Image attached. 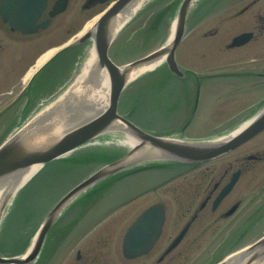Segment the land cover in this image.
Instances as JSON below:
<instances>
[{"label":"flooded vegetation","instance_id":"flooded-vegetation-1","mask_svg":"<svg viewBox=\"0 0 264 264\" xmlns=\"http://www.w3.org/2000/svg\"><path fill=\"white\" fill-rule=\"evenodd\" d=\"M116 1L118 0H26L23 3V0H8L6 13L2 8L3 0H0V142L33 113L45 107L47 100L57 96L61 90L63 83L61 62L59 63L57 58L41 66L35 78L29 82L28 74L49 49L62 45L64 26L71 28L66 29V33L72 34L76 26L101 15ZM17 24L29 25L31 29L25 31L17 29L15 27ZM238 25L240 30L235 33L234 27ZM222 31L235 34L232 33L226 41L208 44V48L213 52V58L222 60L234 54L253 55L256 52L247 50L253 44L259 48L262 54L260 56L264 58V0H208L198 3L189 14L186 36L182 44L188 43L189 40L199 42L208 40L209 37L220 35ZM244 33L253 34L249 42L232 48L234 38ZM195 47L196 45L192 46L195 53L189 51L191 52L189 54L185 50L182 52L189 62L192 57H199L202 61L210 57L201 51L200 44L196 49ZM213 47L216 49H211ZM199 50L200 52H197ZM221 50L229 54L217 55ZM177 53L179 68L169 71L165 66L163 69L167 70L170 82L174 85L179 84V88H176L173 94L179 95L176 101L185 108L179 110L182 113L178 116L176 111L170 115L167 126L171 131L164 133L178 132L177 134L181 136L190 137L191 128L196 122L203 84L209 87L212 81H222L224 78L221 77L225 75L216 77L210 83L208 81L213 77L209 72L184 65ZM216 73H228L231 75L230 79H236L235 83L239 85L253 79L264 80V74L254 71ZM255 82L248 86L250 90L254 89ZM225 93L228 94L226 91ZM191 103L193 113L186 119L181 129L176 128L185 118V114L191 111ZM220 132L222 129L215 127L206 134L196 137H209ZM263 135L264 132L216 160L187 165L182 177L173 178L159 188L172 191L173 205L163 200L158 202L164 207L165 223L160 237L147 254L127 258L121 242L122 260L114 261L103 258L105 253L108 254L106 250L108 244L100 246L101 243H96L95 247L91 248L89 256L76 264H216L218 257L214 256L215 253L212 255V252L203 251V240L208 233L236 231V226L232 227L233 220L243 204V199L238 197L237 187L245 178L249 180L247 181L249 184L255 182L256 178H251V173H258V165L264 164V137L263 140L259 138ZM235 174L239 176L235 187L215 204ZM176 181L180 182L174 186ZM236 206L237 209L231 212ZM228 220L230 221L226 226L219 225L220 222ZM185 229L187 230L181 241L170 250ZM99 250L103 256L93 257V252Z\"/></svg>","mask_w":264,"mask_h":264},{"label":"water","instance_id":"water-1","mask_svg":"<svg viewBox=\"0 0 264 264\" xmlns=\"http://www.w3.org/2000/svg\"><path fill=\"white\" fill-rule=\"evenodd\" d=\"M194 1H183L175 23V30L168 45L143 59L120 68L108 56V50L116 36L114 22L118 15L129 12L139 2V0H121L79 41V43H85L92 40L96 46L99 66L108 70L111 94L110 105L107 110L92 115L90 106H84L85 109H64L60 112V116L69 125H63L61 133L54 135L51 119L54 114L58 116L56 113L59 112L52 108L38 115L0 148V196L3 197L0 209L1 220V214L8 200L21 187L25 175L33 167L44 165L88 144L105 133L122 132L136 141L134 147L126 155L96 172L60 201L50 212L36 236L32 249L25 257H0V264H31L34 262L38 258L45 238L61 210L72 198L88 187L144 162L168 160L181 163H199L209 161L234 150L264 131V110L246 127L233 135L204 141H183L156 136L142 130L118 113L119 97L130 81L129 76L134 69L153 64L162 58L171 70L178 68L175 51L184 36L187 15ZM249 38L250 34L239 36L233 45H242ZM88 114L91 117H87ZM54 126L58 127V124L56 123ZM163 221L164 215L161 207L153 206L146 210L126 235L125 253H128L130 257H135L147 252L158 237ZM248 253H252L248 264H252L260 258L264 259V236L242 252L231 257L226 264L242 259Z\"/></svg>","mask_w":264,"mask_h":264},{"label":"rangeland","instance_id":"rangeland-1","mask_svg":"<svg viewBox=\"0 0 264 264\" xmlns=\"http://www.w3.org/2000/svg\"><path fill=\"white\" fill-rule=\"evenodd\" d=\"M147 8H145V10L141 11L135 16L139 19L135 21L134 17L132 21L135 22L133 23L131 21L132 23L129 22L125 26L126 28L124 29V32L120 33V35L117 36L116 40L112 44L110 54L118 65L123 66L131 63L132 61L148 54L152 50L159 48L161 45H163V42L171 33V30L169 28L165 33L160 32L158 37V35L154 36L153 32L150 30L145 31L147 28H150L151 24L149 21L151 15L149 16L147 14L149 12L146 10ZM94 20L95 19H91L88 22L81 23L78 27L76 26V29H74L72 34H67L66 29L71 28L64 26L63 45L67 46L71 43L76 42L85 33L90 31L94 23L92 21ZM87 26L88 28L85 30ZM234 30L235 33L239 32V25L235 26ZM232 33L235 34L234 32L222 31L220 35L209 37L207 38L208 40H204L201 42L189 40L188 43L181 44L177 51L181 63H183L184 65H191L202 72H209V74L213 77L208 81L210 83L215 79L214 73H216V71L235 72L239 70L240 72L254 71L255 73L264 74V58H262L263 56H260L262 54L261 52H259V48H257L254 44L249 46L248 49L247 47L245 48L248 51L254 53L256 52L253 55L234 54L231 57H226L222 60L219 58H213V52L208 48V44L210 42L226 41L230 36H232ZM198 44L202 46L201 51H204L206 56L210 57H208L206 61H202L199 57H192L191 61L189 62L188 58L184 57L182 52L183 50H185L186 52L191 51L195 53V50L192 51V46L196 45L197 47ZM92 46L93 44L90 43L86 50L85 58L82 59L81 63L78 65V69H76V72L79 73L83 63L87 59L92 49ZM211 49L216 48L213 47ZM191 52H189V54H191ZM197 52H200V50ZM219 54L220 56H222L229 53L227 51L221 50L218 51L217 55ZM75 76H73V78H75ZM221 78L224 79H221L222 81L215 80L217 82L212 81V84L209 87L203 85V92L201 101L199 103L198 113L196 115V122L191 128L189 134L190 136H201L213 130L215 127H219V129L224 130L227 127L232 126L235 122L242 121L252 116L263 106V79H253V81L250 80L242 82L239 85L235 83L237 82L236 79H230L231 75H228V73ZM158 79L159 76L157 75L154 77L151 75H144L140 77L127 87L121 97L120 102L152 84L153 82L157 81ZM254 82L255 87L253 90H250L248 86L252 85ZM258 85L262 88L258 87V89ZM166 88V86L158 84L153 89L147 90L146 94L148 95V97H146V95L144 94L143 99L140 98L138 100L137 111L135 115L132 116V118L138 117L142 119V124L146 125V129H150V131H154V133L161 132L162 126L167 125V122L160 121L161 118H167L174 110H176L177 116L182 113V111H179L182 105H180L179 101H176L178 97L171 92L174 88L173 85L171 86V89L167 94H165ZM220 89H223V91H220ZM225 91L228 93L227 95H225ZM223 95L225 96L223 97ZM166 103L168 104V108L162 111V107ZM170 104L173 107L171 113L169 111ZM262 137H264V135L259 138L263 140ZM258 169L259 172L262 169L263 170L261 171V173H251V178H256L254 183L248 186L247 181L249 182V180L245 178V181L243 183L241 182V184L237 188V190L239 191L238 197L244 199V205L236 215L237 217L235 216L233 220L234 224L232 227L234 228L236 226L235 229L238 227L239 228L233 233L230 231L226 232L225 230L220 233H208L203 240L202 246L203 248L207 247V250H211L212 248V246H208L210 245V242H212V245L213 242H218L216 252L215 254L213 253L215 257H218V259L223 256L225 252L245 246L264 235V164H259ZM160 173L161 175H159L158 173L150 174V182H145L147 180L142 179V190L147 192V189L149 188L151 183L154 185L155 182L163 181L169 176L168 172ZM179 182L180 181H176L173 185H178ZM157 194L153 191L151 195L147 193V195H144L141 199H139L140 201L137 203V208L133 211V214H137L140 209L149 207V205H151L153 201V203H156L160 200H163L173 205L172 191L169 192L167 188H162ZM131 212L132 210H127L126 212L121 214V216L117 218V220H115L116 222L114 221L113 224L118 223V225H120L128 218ZM229 221L230 220L222 221L219 225L226 226L227 222ZM117 229L113 231L114 234L112 233L110 235L108 241H105L107 242L106 244H108V248H106L108 254L105 253L103 258L111 259L114 261H121L122 255L120 244L115 243L113 245L114 240L118 242H120L121 240V234H117L116 238H114ZM90 242L94 243V238L90 240ZM206 243L207 245H204ZM92 255L93 257L103 256L101 250L94 251ZM72 263L75 264L74 260H72Z\"/></svg>","mask_w":264,"mask_h":264},{"label":"crops","instance_id":"crops-1","mask_svg":"<svg viewBox=\"0 0 264 264\" xmlns=\"http://www.w3.org/2000/svg\"><path fill=\"white\" fill-rule=\"evenodd\" d=\"M158 80L120 102L121 112L135 115L138 99H143L144 94L148 97L146 91L153 89ZM132 120L143 123L138 117ZM107 141L108 143L105 141L84 146L50 162L22 187L8 207L1 224V254L18 256L27 250L33 235L54 204L79 182L126 150L123 142H116L111 138ZM135 172L119 174L77 200L54 227L41 259L53 263L52 250L58 245L71 244L79 235L91 233L108 216L111 208V203L105 202L108 190L137 176ZM118 205L119 203L114 204V208ZM56 235H63L64 240L57 241L54 239Z\"/></svg>","mask_w":264,"mask_h":264},{"label":"bare ground","instance_id":"bare-ground-1","mask_svg":"<svg viewBox=\"0 0 264 264\" xmlns=\"http://www.w3.org/2000/svg\"><path fill=\"white\" fill-rule=\"evenodd\" d=\"M141 2L142 0L139 3L135 4L129 12L118 15V17L115 19L114 22L115 33H117L126 23V21H128L129 18L136 12V10L140 7ZM88 26L85 28V30L88 28ZM54 51L55 50L51 51L48 55L52 54ZM48 55H46V57ZM162 59L156 61L153 64L144 65L134 69L129 76L130 80L136 77L138 74L154 68L156 65H158L163 61ZM109 99H110L109 73L107 69L101 68L99 66L96 49L93 48L90 51L85 63L81 67L80 72L74 84L68 89L66 94L61 97L58 107L59 109H65V108L76 109L80 106L82 101H85L84 102L85 104L88 103V105H90L92 109L91 112L92 115H96L98 113L104 112L108 108ZM90 102L93 105L89 104ZM87 117H91V115L88 114ZM61 118L62 117L58 115V116H54L51 119V126L54 127L53 128L54 135H59L61 133V128L63 125H69L68 123H65V119H61ZM56 123L58 124V127L54 126V124ZM53 134L52 136H54ZM36 169L37 166L33 167L30 170V172L25 175L24 180L27 179ZM2 203H3V197L0 196V209ZM251 256L252 253H248L245 256H243L242 259H237L235 262H231L229 264H248V261L251 258ZM252 264H264V259L260 258L257 261L253 262Z\"/></svg>","mask_w":264,"mask_h":264}]
</instances>
